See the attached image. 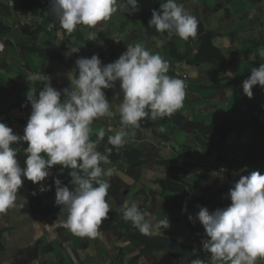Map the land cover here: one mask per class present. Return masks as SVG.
I'll use <instances>...</instances> for the list:
<instances>
[{
    "label": "clouds",
    "instance_id": "clouds-1",
    "mask_svg": "<svg viewBox=\"0 0 264 264\" xmlns=\"http://www.w3.org/2000/svg\"><path fill=\"white\" fill-rule=\"evenodd\" d=\"M7 1L14 12H20L16 0ZM160 2L162 3L159 10L155 9L157 4L152 9L146 8L152 11L147 18L148 26L153 28L150 29L145 24L148 32L155 33L153 35L157 32L167 33L169 36L175 35L185 41L197 36L198 19L186 10L183 4L178 0ZM124 7L129 12L139 11L138 0H126ZM117 10V0H50V11L59 25L48 21L47 31L52 32L57 29L65 40H70V33L74 32L77 26L95 28L102 21L109 20ZM143 10L145 9L141 11ZM8 19L10 21L12 18ZM21 20L31 23L33 18L26 17ZM16 22L17 19L14 18L10 23ZM43 36L47 35L43 34L41 39L44 38ZM119 38L121 42L126 36L121 33ZM96 39L97 32L91 31L89 40ZM100 44L102 46L103 41H100ZM69 45V57L75 60V66L74 69L63 68L62 71L56 68L55 70L63 72V77L51 73L44 65H39L37 59L32 68L45 67L48 73H35L20 55L13 56L17 60L9 66L11 73L3 82L7 96L4 100L9 101V108L11 105L25 104L28 110L23 116L29 119L25 128L21 123L15 125L24 130L23 135L15 134L11 127L0 122V213H5L16 206L17 193L24 183L22 178H26L33 184H40L39 192L49 190L46 195L55 197V203L51 205L59 208L61 206L62 210L67 212L63 227L75 236L94 239L100 235V226L105 219L109 218V212L112 211L108 203L111 198L112 206L115 208L113 211H119L122 219L131 222L142 235H151L155 217L146 218L144 213L148 206L143 203L145 208L142 212L135 203L143 194L146 200L152 203L149 206L153 207L155 203L152 196L147 195L145 190L149 158L147 160L146 157L141 158L145 164L133 167L124 159L112 162L110 157L114 148L119 150L123 147H132L131 145L141 146L144 142L150 141L155 147H151L150 152L156 153L163 146L171 145L165 140L174 142L172 139L174 136L164 134V122L161 118L169 117L175 121L183 116L186 90L191 84L190 76L186 70L176 74L183 64L169 66L161 55L151 52L142 43L128 46L117 60L106 65L102 64L99 55H104L103 46L114 48L112 43L97 47L94 54L83 53L88 58L80 56L78 59L75 58V54H71L74 46L71 45V41ZM15 46L21 52L18 46ZM4 51L5 44L1 41L0 53L3 54ZM76 51L78 50L73 52ZM112 55L114 57L116 53L112 51ZM261 55L264 56V53ZM66 71L71 72L72 75L68 81L65 77ZM171 74L174 76H170ZM15 76L16 80L13 78ZM117 82L120 88L117 97H120V101H117L118 105L115 106L118 108L120 123L113 126L103 118L114 115L109 100L116 102L114 100L116 98L106 94L104 89L112 92L110 89L115 88ZM66 83L71 86L65 88ZM256 85L264 87V63H261L258 68L250 69V76L241 84L243 93L251 98L252 88ZM10 89L25 91L26 98L19 100L17 96L9 95ZM11 111L16 110L14 108ZM4 114L0 112V116ZM99 118L105 123L95 125L94 121ZM145 118L155 121L156 132L151 131L147 134V130L141 128V124L144 123L142 120ZM91 126L99 127V129L92 130ZM129 128L133 129L131 135ZM93 132H95L94 135H92ZM141 132L144 134L139 135ZM95 135L96 138L92 139L91 137ZM105 135L107 145L112 147H105L103 151H100L98 149ZM220 141L229 147L233 146L223 140ZM20 142L27 143V148L24 149L26 153L24 167H21L18 162V149L13 146ZM190 152L193 153V151ZM221 154L232 158L231 151L224 150ZM213 156L214 154L209 156L208 160L211 162H203L201 157H196L200 164L176 154L160 156L156 154L155 163L160 161L159 163L163 164V162L175 160V163H179H173L176 169L170 167L172 163L165 166L173 171L176 170L178 174L170 172L166 178L180 175L190 180V185L194 184L192 179L200 172L210 176L217 174L224 178H227V174L234 173L232 166L215 162L214 160L218 157L212 158ZM184 161H191L192 165L186 168L182 165ZM55 165L70 169L68 175L71 177L69 182L71 187L65 186L59 178H55L54 193L50 192V187L47 186L49 180L47 177L50 176V169ZM107 165L109 167L105 168ZM191 168H195L197 172L189 174ZM235 168L239 173L240 169ZM115 173L120 176L117 181L113 180ZM57 176H61V173ZM42 181L45 182L41 184ZM229 184L232 186L231 182ZM109 189L119 190L124 196L121 193L115 196L117 193L114 192V195H109L106 200ZM226 189V197L231 201L227 207L210 211L207 207L201 206L195 214V219L192 215L188 216L190 221H199L190 224H202L205 230V236H198L190 231L191 235L202 239V246H197L195 242L189 245L202 248L209 254L210 261L197 256L188 263L185 259L170 258L166 252H160L155 253L156 256L141 257L140 264H160L161 262L164 264L159 254H166L168 259L185 261L186 264H258L259 260H264V174L253 171L249 175H241L231 188L230 186L222 188V190ZM192 191L194 189L189 190V196ZM32 194L37 195L35 191ZM161 195H163L162 189ZM164 195H167V199L174 198L176 201L179 198L176 194ZM132 198H135L134 202L129 205ZM171 209L175 210V205L171 206ZM186 210V206L182 208V212ZM41 217L50 222L51 217ZM158 226L168 228L169 220L167 218L159 220ZM111 236L117 237L114 233ZM117 242L133 244L124 240H117ZM41 243V240H37L30 244L27 261L34 259L31 253L33 251L37 253ZM137 248L139 253L132 249L133 256L122 263H129L136 256H140L142 250ZM4 250L5 247L0 240V252ZM145 257L154 258V262H144Z\"/></svg>",
    "mask_w": 264,
    "mask_h": 264
},
{
    "label": "trees",
    "instance_id": "trees-1",
    "mask_svg": "<svg viewBox=\"0 0 264 264\" xmlns=\"http://www.w3.org/2000/svg\"><path fill=\"white\" fill-rule=\"evenodd\" d=\"M16 1L18 3L20 12H14L7 0H0V42L3 41V43L5 44V51L0 58V68H4L3 70L0 69V112L4 108L1 102H3L4 99L7 98L4 91L3 82L5 77L11 73V69L9 68L10 65L4 58L5 55L11 54L15 57L17 55H20L21 58L26 60L30 68H32V65L34 64L36 59L38 63L40 61H43L44 66L47 63L53 64L54 70L56 68L61 71L63 70V68H66L67 70L74 69L75 66V60L69 57V55L67 54L70 49L69 42L71 40H65V37L62 38L63 36L57 29H54L52 32L47 31L46 25L48 24V21L59 25L58 20L50 11V0ZM161 3L162 2L160 1L158 2L155 8L156 10L160 9ZM141 12L143 22L148 26L149 19L147 17L148 15H151L152 11H148L145 9ZM9 17L12 18L10 21L8 19ZM26 17L33 18V21L29 23L21 20L26 19ZM14 18L17 19V22L15 24H11L10 22ZM149 28L151 29L153 27ZM44 33L50 34L47 35L43 41H41V37ZM162 34L163 33L157 32L156 35ZM59 36H61L62 39H59ZM215 38L216 34L214 32L206 30L203 23H198L197 36L195 38H189L187 41L184 40L186 43L194 40L200 41L198 53L193 57L192 63L194 65H196L197 63H212L216 65L221 64V68L226 63V55L223 50L214 43ZM15 45L18 46L21 52L18 51ZM44 46H49L50 50L49 48H44ZM190 52V49H188V51L186 52L187 55H190ZM169 53L172 55V52ZM178 54L179 51H176V55ZM191 57H189L190 60ZM12 59H15V61L17 60L13 57ZM179 59L184 61V59L186 58ZM32 69L35 73H48V70L45 67L42 69L40 67H34ZM7 72L8 74H6ZM214 74L218 73L216 72ZM2 76L4 77L3 79H1ZM243 78L244 73L241 76L236 75V78L231 81L228 76H220L218 83L212 85L211 89L218 92L221 89L233 87L235 85H238L241 80H243ZM224 80H228L229 82L224 83ZM203 88L204 86H201V89ZM104 91L106 94H110L111 97H115L116 99L114 100L118 102L120 101V97H117V93L110 92L108 89H104ZM8 94L11 96H17L19 100L26 98L27 95L25 91L16 89L8 90ZM5 104L9 105L10 103L8 100H5ZM244 105L246 104L244 103ZM14 106L11 105L10 110H13L15 108V110L18 111L17 115H14L13 112L6 108V112L2 117L15 125L21 123L25 128L29 118H24L23 114L26 110H28V108L25 107V104H23L22 106ZM225 106L227 108L217 110L215 117L210 122L206 119H199V117L192 118L185 113H183V116L175 121H172L171 119H169V117L161 118L164 123L176 122L179 129L184 132V140L182 143L176 138L172 137L174 144L165 140L167 144L171 145L163 146L156 151V154L158 156L163 154H176L178 156H183L187 159L194 160L197 163H200L198 160H196V157L199 156L201 157V161L211 162L210 160H208L209 157L203 155V152L200 150V147H205L208 149H214L219 152L218 155H214L212 157H218L214 160L215 162H220L232 167H237L241 171H239L238 173L240 175H249L253 171H259L261 174H264V131L260 128V124L264 120V115L261 116V114L259 112H256V110L249 109L247 105L246 107L243 106L242 101L228 100L225 102ZM28 113L30 114L31 112L29 111ZM245 120L247 121L244 122ZM142 121L144 123L143 125L141 124V128L147 130V134L151 133V131L156 132L155 121L151 119L148 120L146 118ZM94 122H96L95 125H97L98 123H105L101 120V118L95 120ZM243 122L244 124H242ZM238 125H240V127H238ZM231 128L232 130L229 131ZM242 133H249L250 135H247L246 137H250V142L256 140L258 148L250 149L248 145L228 147L226 144H223L222 141H220L223 140V142L228 143L226 140L227 137L241 135ZM129 134L131 135L133 134V132L131 133L130 130ZM91 138L95 139L96 135ZM255 144H253V146ZM150 145L152 146V148H155L151 143ZM131 146L132 147H123L119 150H116L114 148L110 157L111 161L115 162L120 159H124V161H127L133 167H140L144 165L145 162L142 161L141 158L145 157V152L148 150V148L145 147L144 144H142L141 146ZM105 147H112L111 145H107L106 135L104 141L101 142L98 150L103 151ZM16 148L18 149V162L20 163L21 167H24L26 153L18 146H16ZM224 150L231 151V159L228 158V156L221 154ZM190 151H193V153ZM170 163H175V160L163 162V165H169ZM188 163V161H184L182 165L186 167ZM175 164L179 163L176 162ZM173 166L175 167L174 164ZM170 167L172 169H176L172 166ZM182 168L183 167H181V169ZM248 168H250V170H248ZM69 171L70 169L62 168V166L60 165H55L50 169L51 178H49L47 183V186L50 187V192L55 193V178H59L65 186L71 187L69 183L71 179V177L68 175ZM59 173H61V176H57V174ZM232 175L236 174L232 173ZM227 179L224 180L225 183H230L231 178L227 177ZM189 182L190 180H187L185 177H182L180 175L157 180L160 189H162L163 195L184 193L185 196H189ZM204 185H207V187L205 188V190L207 191L206 194L211 197L214 196L215 203L222 202V198H226L227 189L222 190L221 186H218L216 190L213 187L211 181L203 182L202 188ZM114 192L117 193L115 196H118V193H121L124 196V194L119 190L114 191L113 189H109L106 200L109 195H114ZM32 193L33 190L19 189L17 198H25L30 201L32 211L41 216L56 217L59 214V207L55 205H44L43 197L40 195H33ZM190 226L192 229L191 232L193 234L198 236H205V230L202 224H190ZM100 229L104 230L105 232L114 233L119 239L132 242L137 247H139L140 250H142L140 256H136L129 263H122V261H120L118 264H140L139 261L141 257L156 256L155 253L160 252H166L170 258L185 259L188 261V263L190 262V260L197 258V256L210 261L209 254L200 247H196L194 245H183L173 238L162 235H142L136 228L132 226L131 222H126L122 219V214L119 211H113L112 215L110 214L109 218L103 221ZM36 254V251H33L31 253L32 259ZM160 264H162V262ZM258 264H264V260H259Z\"/></svg>",
    "mask_w": 264,
    "mask_h": 264
},
{
    "label": "crops",
    "instance_id": "crops-1",
    "mask_svg": "<svg viewBox=\"0 0 264 264\" xmlns=\"http://www.w3.org/2000/svg\"><path fill=\"white\" fill-rule=\"evenodd\" d=\"M158 1L164 0H138V5L145 6L143 9H152L156 6ZM178 2L183 4L186 10H189L191 14L196 16L198 22L205 25L206 30H210L216 34L214 43L223 50L228 60H226V63L223 65V70L222 68L216 69V64L212 63L192 64L193 57L199 50V40L186 43L178 36H169L167 33L163 35H153L155 33L148 32L147 27L142 23L141 12H129L126 10L124 7L126 0H122L120 3V11H125L127 13V16L123 19L126 20L127 24L132 26L138 24V27L132 29L129 36L119 43L120 46H118V51L124 53V49H127L128 46L142 43L148 50H150L152 46L151 52L161 55L169 66L173 64H183L178 68L176 74L186 70L190 76L191 84L188 90H186L183 109L184 113L192 118L199 117L209 120L210 111L214 109L217 112V110L227 108L225 102L228 100L242 101L243 106L246 107L247 105L249 109H254L256 112L264 115V87L259 85L254 86L252 88L253 96L251 98L246 97L241 87L242 81L250 76V69L253 67L258 68L261 63H264V56L261 55V53H264V21L260 20L258 17L250 16V14L256 11V6L251 5L249 0H178ZM259 2L264 4V0H259ZM219 4L228 7V12H219ZM232 16L234 18H232ZM139 38H142V40H139ZM236 40L237 42H235ZM244 41H248L249 44L245 46L243 43ZM236 48H238L239 51H237ZM188 49L191 51L190 55L186 53ZM176 51H179L178 55H176ZM169 52H172V55ZM189 57H191V60ZM179 58H186V60L182 62L179 61ZM175 67L177 68L176 65ZM216 72L218 74H214ZM219 72H222L223 76H228L230 81L235 79L236 75L241 76L243 73L244 78L238 85L221 89L219 90L220 92H217L211 88L212 85L218 83L220 77ZM170 76H174V74ZM195 82L197 85H195ZM223 82L229 81L224 80ZM199 85L204 86L202 93L198 92L196 87L198 86L199 88ZM206 91L209 93H206ZM227 93L229 96L226 99L220 96V94ZM109 102L111 106L118 105L117 101L114 102L113 100H109ZM209 103H211L212 106ZM244 103L246 105H244ZM204 108H206L205 111H203ZM202 114L203 116H201ZM260 128L264 131V120L260 124ZM249 138L250 137H242L240 146L248 145L250 149L258 148L257 143L255 144L254 142L255 140L250 142ZM226 140L230 146L233 145V136L227 137ZM253 144L255 145L253 146ZM233 172L236 175L238 174L235 170V166L233 167ZM200 173L196 175L197 177L193 178L194 184H192L191 188L193 189V187L196 186L198 190L194 189V191L197 192H192L188 197L183 195L184 201H187L193 195H199L208 199L217 208L227 207L231 203L227 197L222 198V202L216 201L219 203H215L214 196L211 197L208 194L203 195V190L207 185H204L202 188V183L213 179H211L210 175L204 174L203 172ZM207 176L209 178H207ZM225 179L227 178L217 175V178L214 180L218 181V186L225 188L229 186V183H223ZM236 181H238V179ZM166 197L167 195H162V197L154 203V209L149 215L144 213L146 218L155 217V220H153L154 229H152L154 234L164 229L162 226H158V221L163 220L164 217L169 220L174 214V209H171V206H174L176 199H167ZM137 201H135V203L143 212L145 208L143 202L139 200L140 202L137 203ZM191 209H194L192 205ZM166 210L170 212L167 213ZM196 221L199 222L198 220ZM104 233L100 232V235L94 239L78 237L70 232L65 235L64 240H41L42 243L39 245V248L45 252H49V254L41 257V252H38L40 258H35L32 262L39 264V260L40 264H116L117 262L126 261L127 258H131L133 256L132 249L139 251L135 245L130 243L122 244L117 242V240L108 239ZM112 234L113 233H110V235ZM16 241L14 252H5V250L0 252V264H29L30 261H27L29 246L32 242L37 240ZM189 241L201 243L202 239ZM59 249L63 252V255L57 251ZM158 256L161 260H164V264H186V262L182 260L168 259L166 254H159ZM144 262H154V258L145 257Z\"/></svg>",
    "mask_w": 264,
    "mask_h": 264
},
{
    "label": "rangeland",
    "instance_id": "rangeland-1",
    "mask_svg": "<svg viewBox=\"0 0 264 264\" xmlns=\"http://www.w3.org/2000/svg\"><path fill=\"white\" fill-rule=\"evenodd\" d=\"M121 1L122 0H117L118 10L116 13H114L112 15V17L109 20L102 21L97 26H95V28H88L87 26L80 25V26H77V29L74 32L70 33L71 36L69 39L71 40V45H74L72 47L71 54H75L76 59H78V57L80 58V56L86 57L83 53L94 54L97 47H102L103 45H107L109 43H112L114 48L103 46L104 55L103 56L99 55V58L101 59L102 64L106 65L108 63L114 62L115 60H117L119 58V56L122 54L118 51V48H117V46H120L119 42L121 40L119 38V35L121 33H123V34H125L126 37H128L130 32L132 31V29H136L138 27V24L132 26L130 24H127L126 20L123 19L124 17L127 16V13L125 11H122V12L120 11ZM249 3L251 5L256 6V11L253 12L252 14H250V16L258 17L260 20L264 21V4L260 3L259 0H249ZM144 7L145 6L140 5L138 13H140ZM219 8H220L219 12H222V11L228 12V7L224 6L223 4H219ZM232 18H234V17L232 16ZM142 23L144 24L143 21H142ZM199 23H201V22H199ZM46 28H47V30L49 29L48 24L46 25ZM91 31L97 32V39L96 40H89V33ZM49 34L50 33H44V35H49ZM43 37L44 38H42L41 41H43L46 38V36H43ZM62 38H61V36H59V39H62ZM139 40H142V38H139ZM100 41H103L102 46L100 44ZM235 42H237V40ZM243 43L245 46H247L249 44L248 41H244ZM44 48H49V50H50L49 46H44ZM74 50H78V51L73 52ZM151 50H152V46L150 48V51ZM236 50L239 51L238 48H236ZM112 51H114L116 53V55L114 57L112 55ZM67 54L70 55L69 52H67ZM1 56H2V54L0 53V58H1ZM12 57L13 56L11 54H7L4 56L5 60L7 61V63L10 66L15 62V59H12ZM86 58H88V57H86ZM39 65H44V62L40 61ZM220 66H221V64L216 65V69H218V68L221 69L223 67L222 66L220 68ZM45 67L51 73L63 77V72L54 70L53 64L47 63L45 65ZM0 69L3 70L4 68H0ZM223 69L224 68H222V70ZM219 73H220V76H223L222 72H219ZM65 77L67 78V81L70 80L72 77L71 72L66 71ZM3 78L4 77L2 76L1 79H3ZM13 78H14V80H16L17 77L15 76ZM195 85H197L196 82H195ZM70 86H71V84L66 83L65 88H69ZM196 87L198 89V92L202 93L201 86L199 85V88H198V86H196ZM110 90H112V92H114V93H119L120 92L119 82L116 83L115 88L110 89ZM206 93H209V92L206 91ZM228 96H229L228 93L227 94H221V97H223L224 99H226ZM112 98H115V97H112ZM1 103L4 106V108L1 112L5 113L6 108H8V110H10L9 105L5 104V100ZM209 104L211 105V103H209ZM111 110L113 111L114 115L110 118L105 117V119L103 118V120L108 121L111 125L114 126L117 123H120V117H119L118 108L115 105L111 106ZM205 110H206V108L203 109V111H205ZM13 113H14V115L18 114L17 111H14ZM210 113L211 114L209 117V122L215 117L216 111L214 109H212L210 111ZM201 116H203V114ZM246 121L247 120H245L244 122H246ZM0 122H3L6 124V126L11 127L15 134L23 135L24 130H22L18 127H15V124H12L8 120H5L2 116H0ZM244 122L242 124H244ZM170 123H172V124H170ZM170 123H163L164 134L168 135V136H174V138H176L177 140H179L180 142L183 143V140H184L183 131L181 129H179L178 124L176 122H170ZM240 125H238V127H240ZM98 129H99V127H95V126L92 127V130L97 131ZM129 129L131 130V133H132L133 129L132 128H129ZM94 134H95V132L92 133V135H94ZM143 134L144 133L141 132L139 135H143ZM247 135H250V134L249 133H245V134L242 133L241 135L233 136V146L239 147L240 142H241V137L246 138ZM254 142L257 143L256 140ZM143 144L145 145V147L148 148V150L145 152V157H146V160L149 158L148 162L150 163V165L147 167V169H149V170H148V173L146 175L145 190L147 192V195L152 196L153 201L157 202L162 197L161 189H160L159 184L157 183V180L164 179L168 176V174H170V172L177 173V171L176 170L173 171L170 168H168L167 166L160 164L159 163L160 161L155 163L156 153L150 152V148L152 147L150 145V142H144ZM13 146H18L24 151V149L27 148V143L26 142H20L18 144L13 145ZM200 150L203 152V155H205L207 157H209L210 155H213V154L214 155L217 154V151L214 149H208L205 147H200ZM191 165H192V163H191V161H189L186 168H189ZM107 167H109V166L108 165L105 166V168H107ZM172 167L176 168L173 165H172ZM198 168H201V167H198ZM213 169H215V168H213ZM194 172H197V170H195V168H191V170H189V174H192ZM50 176L47 177V179L50 178ZM240 176H241L240 174H238V175L228 174L227 177L231 178L230 182L232 183V186H233L234 182H236V180L239 179ZM118 177H120L119 174L115 173L113 180L117 181ZM215 178H217V174L211 175V179H213V180H211V183H212L213 187L215 189H217L219 183L217 180H214ZM22 179H24V183L20 189L33 190V192L35 191L37 195H40L43 197L44 205H51V204L55 203V197L46 195V193L49 190L41 193V192H39L40 184H33L31 181L27 180L26 178H22ZM44 182L45 181H42L41 184H43ZM223 183H225V181H223ZM229 186H230V188L232 187L230 184H229ZM125 188L126 189L128 188L127 185ZM191 188H192V185H190L189 190H193V189L198 190L196 188V186H194L193 189H191ZM204 191H206V190L205 189L203 190V193H204L203 195L206 194V192H204ZM192 192L194 193L197 191H192ZM176 195H178L179 198L174 203L175 210H174V214L169 219V227L166 229L165 228L161 229L156 233L163 235V236H166V237L173 238L181 244L189 245V244L193 243L189 240H201V239L199 237L194 236V235H190V231H191L190 223L193 221H190L188 219V216L192 215L193 218H195V214L199 211V207H201V206L207 207L210 211L215 210L217 207L214 204H212L208 199L203 198L199 195H193L187 201H184V199H183L184 193H180V194H176ZM145 197H146L145 194H143L142 196L139 197V200L142 201L143 203H145L146 206H148L147 210H145V213H146V215H149L151 213V211L154 209V207L149 206L152 203L148 202ZM134 199L135 198L131 199L129 205L134 202L133 201ZM111 201H112V198L110 201H108V203L110 204L111 209L113 211L115 208H114V206H112ZM137 203H139V202L137 201ZM191 205H192V207H194V209H191ZM185 206H186L187 210L182 212V208H184ZM112 211L109 212V215L112 213ZM166 212L168 213L169 211L166 210ZM66 214H67V212L62 210V207L60 206L59 214L56 217H51L49 219L50 222L48 223L45 219H43V217H41L38 214H35L32 211L31 206H30V202L27 199L17 198L15 207L8 209L5 213H0V218H1L0 219V232H1L0 240L3 244V246L5 247V252L12 253L15 251V245L17 243L16 240H64L65 235L70 233V231L68 229L63 227V224L66 221V217H67ZM163 219H166V218L164 217ZM7 222H9V226L7 228H5L4 224ZM10 222L12 223V225ZM195 222H197V221L195 220ZM195 222H193V223H195ZM10 227H12V229H9ZM99 231L103 232V230H101V229H99ZM104 234L107 236L108 239L122 240V239H119L115 236L111 237L110 232H108V233L105 232ZM151 234H154V233L151 232ZM202 238L206 239L207 237H202ZM196 245L202 246L201 243H196ZM57 251H59L63 255V252L60 249ZM38 252H41V257H44L45 255L49 254V252H45L44 250L39 248V249H37V255L34 257V259L40 258V256L38 255ZM134 252H136V251H134ZM137 253H139V252L137 251ZM41 259H43V258H41ZM38 263L40 264L39 260H38ZM29 264H35V263L32 262V260H31L29 262Z\"/></svg>",
    "mask_w": 264,
    "mask_h": 264
},
{
    "label": "water",
    "instance_id": "water-1",
    "mask_svg": "<svg viewBox=\"0 0 264 264\" xmlns=\"http://www.w3.org/2000/svg\"><path fill=\"white\" fill-rule=\"evenodd\" d=\"M9 226V222L4 224V227H8Z\"/></svg>",
    "mask_w": 264,
    "mask_h": 264
},
{
    "label": "bare ground",
    "instance_id": "bare-ground-1",
    "mask_svg": "<svg viewBox=\"0 0 264 264\" xmlns=\"http://www.w3.org/2000/svg\"><path fill=\"white\" fill-rule=\"evenodd\" d=\"M220 148H221V147H220ZM143 208H144V207H143ZM143 208H142V209H143Z\"/></svg>",
    "mask_w": 264,
    "mask_h": 264
}]
</instances>
